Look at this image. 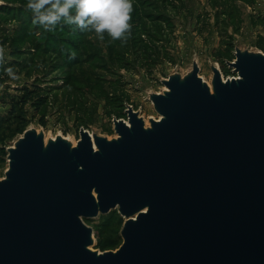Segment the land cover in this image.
I'll return each mask as SVG.
<instances>
[{"label": "water", "instance_id": "1", "mask_svg": "<svg viewBox=\"0 0 264 264\" xmlns=\"http://www.w3.org/2000/svg\"><path fill=\"white\" fill-rule=\"evenodd\" d=\"M223 78L198 62L127 105L116 137L74 144L28 128L0 179V264H264V53L234 49ZM117 210L116 250L86 221Z\"/></svg>", "mask_w": 264, "mask_h": 264}, {"label": "rangeland", "instance_id": "2", "mask_svg": "<svg viewBox=\"0 0 264 264\" xmlns=\"http://www.w3.org/2000/svg\"><path fill=\"white\" fill-rule=\"evenodd\" d=\"M131 3L130 30L113 40L63 23L46 31L34 23L27 0H0V179L7 148L28 128L74 144L82 128L111 139L113 119L125 118L127 105L146 125L158 118L148 94L161 92L169 74H185L196 60L199 75L210 84L211 64L224 79L236 75L227 64L236 47L264 53V0ZM23 98L24 105H14ZM105 216L86 221L93 229V250L100 252L122 243L124 219L117 210L109 214L113 223ZM101 239L115 246L102 251Z\"/></svg>", "mask_w": 264, "mask_h": 264}, {"label": "clouds", "instance_id": "3", "mask_svg": "<svg viewBox=\"0 0 264 264\" xmlns=\"http://www.w3.org/2000/svg\"><path fill=\"white\" fill-rule=\"evenodd\" d=\"M27 9L46 31L63 23L94 32L100 39L107 33L113 40L129 32L133 10L131 0H27ZM7 74L16 78L12 69Z\"/></svg>", "mask_w": 264, "mask_h": 264}, {"label": "trees", "instance_id": "4", "mask_svg": "<svg viewBox=\"0 0 264 264\" xmlns=\"http://www.w3.org/2000/svg\"><path fill=\"white\" fill-rule=\"evenodd\" d=\"M148 47H151V46H148ZM25 101H26V99L25 98H23V99H21V100H17V101H15V102H13L14 103V105H16V106H19V107H21L22 105H24L25 104ZM13 103H10V105L12 104L13 105ZM111 212H115V211H111ZM110 212V213H111ZM109 213V214H110ZM109 214L108 215H103V216H105L106 218V220H107V223H113L114 222V218H112V219H109L110 218V216H109ZM117 222H115L113 225H112V229L113 230H116L117 229ZM103 227H106V225L104 226L103 225ZM112 230V231H113ZM113 237H116V235L115 234H113ZM121 238V237H120ZM99 246H100V249L102 250V251H104V250H107V249H112L115 245H114V243H112V241H105V240H99Z\"/></svg>", "mask_w": 264, "mask_h": 264}, {"label": "flooded vegetation", "instance_id": "5", "mask_svg": "<svg viewBox=\"0 0 264 264\" xmlns=\"http://www.w3.org/2000/svg\"><path fill=\"white\" fill-rule=\"evenodd\" d=\"M120 119H123L124 121H127V115L125 113V118H120Z\"/></svg>", "mask_w": 264, "mask_h": 264}, {"label": "built area", "instance_id": "6", "mask_svg": "<svg viewBox=\"0 0 264 264\" xmlns=\"http://www.w3.org/2000/svg\"><path fill=\"white\" fill-rule=\"evenodd\" d=\"M235 77V76H234Z\"/></svg>", "mask_w": 264, "mask_h": 264}]
</instances>
